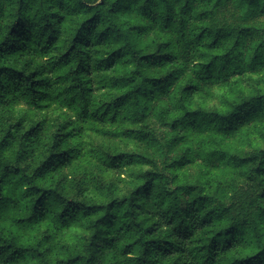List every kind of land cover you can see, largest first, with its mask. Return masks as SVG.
<instances>
[{
  "label": "clouds",
  "instance_id": "obj_1",
  "mask_svg": "<svg viewBox=\"0 0 264 264\" xmlns=\"http://www.w3.org/2000/svg\"><path fill=\"white\" fill-rule=\"evenodd\" d=\"M0 264H264V0H0Z\"/></svg>",
  "mask_w": 264,
  "mask_h": 264
}]
</instances>
